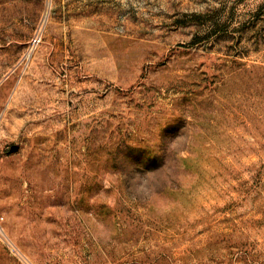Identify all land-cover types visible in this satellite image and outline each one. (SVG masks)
Listing matches in <instances>:
<instances>
[{
  "label": "rangeland",
  "instance_id": "obj_1",
  "mask_svg": "<svg viewBox=\"0 0 264 264\" xmlns=\"http://www.w3.org/2000/svg\"><path fill=\"white\" fill-rule=\"evenodd\" d=\"M0 264H264V0H0Z\"/></svg>",
  "mask_w": 264,
  "mask_h": 264
},
{
  "label": "water",
  "instance_id": "obj_2",
  "mask_svg": "<svg viewBox=\"0 0 264 264\" xmlns=\"http://www.w3.org/2000/svg\"><path fill=\"white\" fill-rule=\"evenodd\" d=\"M18 148V145L17 144H13L12 146H11V149L12 150H16Z\"/></svg>",
  "mask_w": 264,
  "mask_h": 264
}]
</instances>
